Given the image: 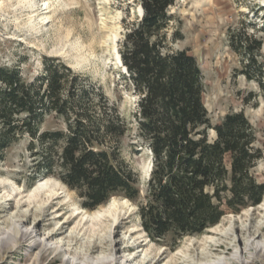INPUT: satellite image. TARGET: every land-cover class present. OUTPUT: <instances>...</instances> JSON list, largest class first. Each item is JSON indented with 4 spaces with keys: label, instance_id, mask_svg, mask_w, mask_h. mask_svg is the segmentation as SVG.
Masks as SVG:
<instances>
[{
    "label": "trees",
    "instance_id": "trees-1",
    "mask_svg": "<svg viewBox=\"0 0 264 264\" xmlns=\"http://www.w3.org/2000/svg\"><path fill=\"white\" fill-rule=\"evenodd\" d=\"M123 1L142 12L124 25L118 53L123 78L138 97L137 137L152 163L143 198L138 174L119 156L128 128L117 105L60 59H44L43 71L31 80L17 65L0 66V162L10 145L26 140L38 162L36 174L57 176L89 210L113 196L135 203L142 231L173 249L216 226L227 212L260 204L264 183L251 170L263 156L244 113H228L210 125L196 59L169 46L175 35H167L173 19L168 11L178 0ZM250 26L228 39L245 62L244 76L260 82L263 39ZM46 116L61 120L63 128L41 130Z\"/></svg>",
    "mask_w": 264,
    "mask_h": 264
},
{
    "label": "rangeland",
    "instance_id": "rangeland-1",
    "mask_svg": "<svg viewBox=\"0 0 264 264\" xmlns=\"http://www.w3.org/2000/svg\"><path fill=\"white\" fill-rule=\"evenodd\" d=\"M33 3L35 7L30 10L20 0H0V66L17 65L21 74L31 80L43 71L44 59L56 58L72 73L81 74L85 84L102 90L108 101L117 105L127 124L128 132L119 140V156L138 174L143 198L152 163L147 148L137 137L138 97L123 78L126 73L114 54L126 32L124 25L139 16L138 8L127 9L130 2L123 0ZM168 12L173 19L167 35L169 39L175 35L169 46L175 51L185 50L201 69V99L210 125L219 123L228 113H244L263 156L251 171L257 183H264V78L259 82L244 76L245 62L232 51L228 39L231 32L237 34L242 27L250 29L255 24L254 34L263 39L259 62L264 64V0H178ZM62 128V121L53 116H46L41 126V130ZM213 138L210 130L209 139ZM26 145L24 139L10 145L0 162V226L10 227L6 220L18 211L36 214L43 207L40 195L53 191L55 200L48 206L51 214L42 219L40 235L53 232L59 220L68 221L56 238L66 240L70 234L76 235L70 247L72 255L107 254L113 245L118 257L134 258V264H196L203 262V251L211 257H228L236 247H243L248 235L264 238V195L259 205L246 207L238 214L227 212L216 226L200 236L179 240L173 249L149 239L140 227L137 205L118 196L113 198L125 200L134 208H125L117 225L110 229L112 222L106 207L113 198L94 210L83 208L77 192L68 189L57 176L36 174L37 159ZM134 147L140 152L133 153ZM55 215L59 216L51 219ZM232 216H238L234 224ZM36 219L31 215L28 221ZM246 225L250 232L243 230ZM29 244L0 251V264H46L57 255L47 252L41 261L39 248H30ZM242 259L246 264H264V249L258 257L243 253ZM62 261L63 255L59 254L51 264Z\"/></svg>",
    "mask_w": 264,
    "mask_h": 264
},
{
    "label": "bare ground",
    "instance_id": "bare-ground-1",
    "mask_svg": "<svg viewBox=\"0 0 264 264\" xmlns=\"http://www.w3.org/2000/svg\"><path fill=\"white\" fill-rule=\"evenodd\" d=\"M22 6H26L27 8L32 10L35 6L33 0H20ZM46 23V22H45ZM114 54L117 60L119 61V53L114 49ZM121 66V65H120ZM123 68V66H121ZM124 69V68H123ZM122 69V70H123ZM41 188V187H40ZM46 188V187H45ZM44 189V188H43ZM40 190V189H39ZM41 191V190H40ZM42 192V191H41ZM38 195V194H37ZM56 198V197H55ZM43 199V207H40V210L36 212V214H32L28 210L21 212L18 211L10 218L6 220L9 222L10 227H2L0 226V251H6L7 248L12 245H18L21 243H30L29 247H38L40 250L39 257L42 261L45 258L47 252H51L54 254H62L63 261L60 264H134L132 260L134 258L117 256L116 249L112 245V249L107 254H97L92 256L89 253H78L75 252L73 255L71 253L72 249H70L72 242L76 240V235L70 234L69 239L56 238L58 232L64 227L68 221L59 220L58 224L53 232H48L47 234L40 235V226L42 219L49 214V207H51V203L55 200L53 191H45L44 194L40 195V200ZM106 207V213L110 215V221L112 225L109 226L110 229H114L117 223L120 220L121 212L126 208L133 209L134 207L131 204H128L125 200H116L112 199ZM47 205V206H45ZM49 206V207H48ZM33 215L38 217V219L33 220V222H29V217ZM79 215V213H76ZM59 215H55V217L51 219H55ZM99 218V217H98ZM238 216H232L233 224ZM81 224V223H80ZM259 226V225H258ZM234 227V226H233ZM262 228L257 227V232H260ZM236 232L238 231L235 228ZM245 232H250V226L246 225V228L243 229ZM260 235V234H259ZM111 242V241H110ZM243 247H236L231 255L228 257L220 255L218 257H211L206 251L201 253V257L203 262H198L196 264H232L233 261L240 262L241 264H246L244 259H242V254L249 252L251 256H260L262 250L264 249V238L258 240V237H254L248 235L247 238L243 241ZM229 245V244H228ZM57 255L53 257L48 263L51 264L57 258ZM200 257V258H201ZM141 264V263H140Z\"/></svg>",
    "mask_w": 264,
    "mask_h": 264
},
{
    "label": "water",
    "instance_id": "water-1",
    "mask_svg": "<svg viewBox=\"0 0 264 264\" xmlns=\"http://www.w3.org/2000/svg\"><path fill=\"white\" fill-rule=\"evenodd\" d=\"M137 11L139 13V16H141L142 15V12H141V9L139 7H138ZM119 63H120V65H122L121 60H120V57H119ZM122 71L125 72V68ZM150 169H151V165L149 167L148 173H149Z\"/></svg>",
    "mask_w": 264,
    "mask_h": 264
}]
</instances>
